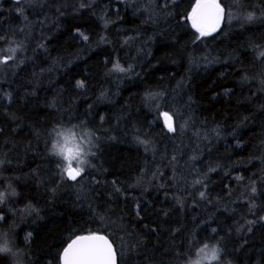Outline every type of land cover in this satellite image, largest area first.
<instances>
[{"label":"trees","instance_id":"1","mask_svg":"<svg viewBox=\"0 0 264 264\" xmlns=\"http://www.w3.org/2000/svg\"><path fill=\"white\" fill-rule=\"evenodd\" d=\"M82 2L22 0L20 15L0 0V33L25 44L23 63L0 70L3 188L17 192L0 204L13 249L0 264H59L89 231L114 240L117 264H187L206 243L221 250L216 264H264V0H221L233 19L195 43L184 20L195 0ZM117 60L133 73H110ZM149 91L163 92L159 109ZM163 112L184 131L168 132ZM66 128L92 134L79 185L51 152ZM209 167L206 187L193 188Z\"/></svg>","mask_w":264,"mask_h":264},{"label":"snow or ice","instance_id":"2","mask_svg":"<svg viewBox=\"0 0 264 264\" xmlns=\"http://www.w3.org/2000/svg\"><path fill=\"white\" fill-rule=\"evenodd\" d=\"M89 0H83L81 7H84L88 4ZM154 3L155 0H152ZM237 3L240 0H236ZM22 0H16L18 10L20 15H23V9L19 6L21 5ZM165 7L167 8L170 4H175L176 0H163ZM253 18L252 13H249L246 19L251 20ZM104 27L107 28L108 24L112 21L110 19H104ZM233 19L231 9L226 10V6L222 4L221 0H195V3L191 6V11L188 12L184 20L190 23V26L195 33L198 34L195 36V41L207 38L220 30L222 23H229ZM19 32L23 33L24 29H20ZM78 38L82 41H89V36L83 32H78ZM16 33L12 34V38L4 36L0 33V70L5 68H12L14 65L18 66L23 63L22 54L25 51V44L23 40H18L15 38ZM101 42H106V37H100ZM128 43V41H125ZM257 59L260 60L261 64H264V46H257L256 50ZM134 69L129 67H124L117 60L113 63L112 67L109 69L110 73H124L129 74L133 73ZM244 81L249 79L248 75H245L242 78ZM261 91H264V80L260 81ZM78 88H84L85 83L82 80L76 82ZM231 90H226L225 95H228ZM103 95V94H102ZM163 98V92H153L149 91L146 94L145 99L149 102H155L152 104L153 107L159 109L160 104L159 100ZM0 99H3V94L0 93ZM10 99V98H9ZM164 117V124L167 128V131L170 133L183 132L185 129V124H180L178 121L182 120L183 117H180L176 114V122H174L173 115H170L169 112L162 113ZM247 119V117H244ZM186 123V122H185ZM2 131V130H0ZM212 131L219 135V129L213 128ZM197 135H201L197 133ZM58 140L56 145H54L55 151H51L52 155L62 157L64 160H67V164L63 166V173L66 174V178L71 181H75L79 185L83 179L82 173L85 172V168L80 165L84 163L82 157L87 155L94 156L95 153L90 151L92 145V134L84 133L83 135H77V132L73 128H66L64 131H57ZM139 144L145 145L146 151L151 146V141L147 139L137 138ZM239 146V145H238ZM173 160L176 158L173 157ZM193 160L196 157H192ZM73 161H76V167H73ZM6 163H10L3 158H0V204H3L9 196L17 195L16 189L12 186V181H8V187L3 188L4 178L2 176V171ZM88 167H93L90 161L87 162ZM216 167H209L207 172L202 174L197 171V176L200 178L195 179L192 184L193 188H196L197 185L201 187H206L205 180L208 178V172H215ZM61 178H65L62 176ZM81 178V179H78ZM237 181L244 182L245 178L243 176H236ZM18 180V178H17ZM115 183V181L113 182ZM246 191H250L251 196L254 198L257 188L255 186V181L251 184L244 185ZM264 187V184H262ZM199 191V197L201 199L206 198L205 191ZM115 191L119 192L120 189L116 188ZM252 207H255L253 204ZM35 211V209H31ZM4 217L0 216V220H3ZM249 221L248 223H252ZM215 231V230H213ZM31 234L29 233V236ZM10 239L6 233L0 234V253H13L12 247H10ZM198 255L201 259L215 260L217 257V248L209 247L208 244H204ZM220 258V257H219ZM59 264H117V251L114 247V240L110 239L108 235L101 234L97 231H89L86 234H75L74 237L70 238V241L67 242L66 246L63 247L59 255Z\"/></svg>","mask_w":264,"mask_h":264},{"label":"clouds","instance_id":"3","mask_svg":"<svg viewBox=\"0 0 264 264\" xmlns=\"http://www.w3.org/2000/svg\"><path fill=\"white\" fill-rule=\"evenodd\" d=\"M65 129H54V136H55V138L53 139V141H52V144H51V151H55V149H54V145H56V143H57V140H58V136H57V131H64ZM77 132V131H76ZM77 135H80V133L79 132H77ZM57 157H59V156H57ZM61 159H62V161L64 162V165H66L67 164V160H64L62 157H60ZM82 159H83V161H84V163L83 164H81L80 166L81 167H83V165H85V164H87V162H88V159H87V155H85V156H83L82 157ZM77 162L76 161H73V164H76ZM207 244V243H206ZM204 246V245H203ZM208 246L211 248V247H216L217 248V257H216V259L215 260H209V259H201V257L198 255V253H199V251H200V249L198 250V252H197V259H193V260H190V261H188L187 262V264H212V262H214V261H218L219 260V257H220V249H219V247L217 246V245H215V244H212V245H209L208 244Z\"/></svg>","mask_w":264,"mask_h":264},{"label":"rangeland","instance_id":"4","mask_svg":"<svg viewBox=\"0 0 264 264\" xmlns=\"http://www.w3.org/2000/svg\"><path fill=\"white\" fill-rule=\"evenodd\" d=\"M73 167H76V164H73ZM198 257L196 256L195 259H197ZM212 264H216V261L212 262Z\"/></svg>","mask_w":264,"mask_h":264},{"label":"water","instance_id":"5","mask_svg":"<svg viewBox=\"0 0 264 264\" xmlns=\"http://www.w3.org/2000/svg\"><path fill=\"white\" fill-rule=\"evenodd\" d=\"M162 118H163V121H164V117H163V115H162ZM65 177H66V174H65ZM68 181L73 182V181H71V180H68Z\"/></svg>","mask_w":264,"mask_h":264}]
</instances>
